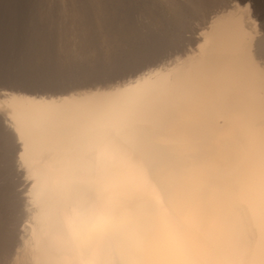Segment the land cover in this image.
<instances>
[{"label": "bare ground", "instance_id": "1", "mask_svg": "<svg viewBox=\"0 0 264 264\" xmlns=\"http://www.w3.org/2000/svg\"><path fill=\"white\" fill-rule=\"evenodd\" d=\"M0 264H264V0H0Z\"/></svg>", "mask_w": 264, "mask_h": 264}, {"label": "clouds", "instance_id": "2", "mask_svg": "<svg viewBox=\"0 0 264 264\" xmlns=\"http://www.w3.org/2000/svg\"><path fill=\"white\" fill-rule=\"evenodd\" d=\"M204 164L194 144L178 145L167 166L172 178L161 179L154 186L150 184L144 188L142 197L160 224L183 226L187 202L182 193H190L193 198L198 195L195 179Z\"/></svg>", "mask_w": 264, "mask_h": 264}]
</instances>
